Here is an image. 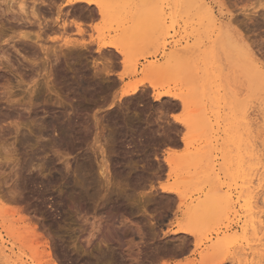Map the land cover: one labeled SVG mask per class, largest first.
<instances>
[{"label": "rangeland", "instance_id": "1", "mask_svg": "<svg viewBox=\"0 0 264 264\" xmlns=\"http://www.w3.org/2000/svg\"><path fill=\"white\" fill-rule=\"evenodd\" d=\"M69 1L0 0V264H264V0Z\"/></svg>", "mask_w": 264, "mask_h": 264}, {"label": "bare ground", "instance_id": "2", "mask_svg": "<svg viewBox=\"0 0 264 264\" xmlns=\"http://www.w3.org/2000/svg\"><path fill=\"white\" fill-rule=\"evenodd\" d=\"M34 2H36V1H34ZM77 3H85V4H87V6L89 5V6H95V7H97L98 8V10H99V12H100V14H103L104 12H105V7L103 6V4L101 3V2H99V1H96V0H70L69 2H68V4L67 5H76ZM170 3V1H168V0H163L162 1V3H161V6H159V8H165L168 4ZM264 3V2H263ZM25 4V3H24ZM36 4V3H35ZM203 4V3H202ZM24 6V5H23ZM22 7H20V9H21ZM25 8V7H24ZM34 9V8H33ZM158 9V8H157ZM264 9V8H263ZM22 10H24L23 8H22ZM152 11V10H151ZM23 13V12H22ZM264 13V12H263ZM32 17L33 18H35V19H37V21L40 19V17H39V15L37 14V13H35V11H32ZM26 16V15H25ZM30 16V15H29ZM24 17V16H23ZM30 18V17H29ZM79 20V19H78ZM44 22V21H43ZM241 22V21H240ZM40 23V22H39ZM75 23V22H74ZM77 23V22H76ZM242 24V23H241ZM42 25V24H41ZM74 25V24H73ZM78 26H81V25H78ZM64 29V28H63ZM28 36V35H27ZM86 46V45H85ZM102 48L103 49H105V48H112V49H115V50H117L120 54H122V55H125L126 54V51H125V49L124 48H120L118 45H117V43H115V42H109V43H106V44H104L103 46H102ZM264 57V56H263ZM108 66V65H107ZM145 84L146 83H140V84H137V85H132V86H130V87H128L127 89H125L124 91H123V97H130V96H133V95H135V94H137V92L141 89V88H143L144 86H145ZM147 85V84H146ZM165 96H168V94L167 93H163V92H159V93H155L154 94V99L156 100V101H160L163 97H165ZM181 103H182V106L184 107V108H187L188 106H189V103H188V100H186V99H184V98H177ZM263 100H264V98H263ZM260 113V119H262L261 121L263 122V128H264V107L262 108V110L261 111H259ZM263 132H264V129H263ZM264 143V142H263ZM35 155V154H34ZM33 160V159H32ZM105 163V162H104ZM264 164V163H263ZM108 166V165H107ZM102 168V167H101ZM105 166L103 167V176L109 181L110 180V178L111 177H109V173H108V169H107V167L105 168ZM101 174V175H102ZM263 179H262V183L264 182V172H263ZM104 177H103V179H104ZM112 180H113V178H111ZM111 182V181H110ZM89 183V182H88ZM87 184V183H86ZM108 184H110V183H108ZM112 184V183H111ZM89 185V184H88ZM104 187V186H103ZM113 187V186H112ZM114 187H115V185H114ZM163 187V186H162ZM84 188V187H83ZM166 188L164 187L163 188V190H165ZM110 190V189H109ZM112 191V190H111ZM121 191V190H120ZM167 191H170V192H173V193H176L174 190H172V189H167ZM178 193V192H177ZM83 195V194H82ZM81 195V196H82ZM262 198V197H261ZM263 203H264V201H263ZM116 226V225H115ZM117 230V229H116ZM35 231V230H34ZM113 231V230H112ZM24 232V231H23ZM120 232V231H119ZM185 232H187V233H189V234H191V235H193L194 233H193V231L191 230V229H189V228H187L186 229V231ZM25 233V232H24ZM32 233V232H31ZM34 233V232H33ZM35 234V233H34ZM29 235V234H28ZM33 235V234H32ZM36 235V234H35ZM27 236V235H26ZM31 236V235H30ZM27 237H29V236H27ZM26 237V238H27ZM32 238H33V236H31ZM103 238V237H102ZM25 239V238H24ZM111 239V238H110ZM31 240V239H30ZM36 241V240H35ZM104 242H107L106 240H103ZM104 244V243H103ZM108 244V243H107ZM106 244V245H107ZM104 246V245H103ZM42 248V247H41ZM43 249H45V248H43ZM42 250V249H41ZM40 250V251H41ZM45 251H47V250H45ZM42 254L44 253V252H41ZM40 252H39V255L41 254ZM47 254L49 255V250H48V252H47ZM45 255V254H44ZM43 255V256H44ZM41 257H42V255H41ZM44 257H46V256H44ZM49 257H51V255H49ZM108 260V259H107ZM227 260L226 259H219V258H215V259H213V260H207V261H204V263L203 264H224L225 262H226ZM264 261V260H263ZM166 264V263H165Z\"/></svg>", "mask_w": 264, "mask_h": 264}]
</instances>
